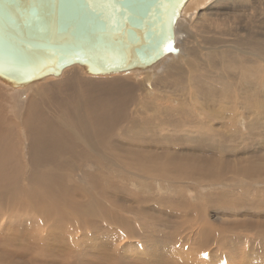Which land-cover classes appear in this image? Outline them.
<instances>
[{
	"label": "rangeland",
	"instance_id": "rangeland-1",
	"mask_svg": "<svg viewBox=\"0 0 264 264\" xmlns=\"http://www.w3.org/2000/svg\"><path fill=\"white\" fill-rule=\"evenodd\" d=\"M204 4L180 16L174 51L148 69L91 76L72 66L23 89L0 83V264H264V181L246 183L228 174L226 182L169 177L170 182L159 176L162 168L157 173L137 168L125 145L112 148L120 138L143 139L140 154L161 155L162 140L170 138L176 140L165 146L171 152L196 155L195 126L184 123L213 120L214 107L202 103L213 93L215 108L226 110L224 117L245 113L240 104L246 97L255 102L254 89L264 109V88L259 92L264 87V0ZM173 63L176 67H167ZM104 79L118 80L125 90H113ZM38 88L44 90L34 92ZM146 104L150 112L144 111ZM32 112L38 113L34 120H48L49 131L60 130V145L65 148L69 140L78 149L68 146L60 153L43 143L38 148L41 133L33 135ZM144 118L151 132L130 134L134 126L145 125ZM242 118L235 125L224 118L230 131L213 138L218 147L226 142L229 158L233 152L232 158L246 157L243 149L251 142L242 141L249 136V121ZM211 194L223 201H212ZM234 198L246 202L241 213L226 210ZM53 211L59 216L44 218Z\"/></svg>",
	"mask_w": 264,
	"mask_h": 264
},
{
	"label": "water",
	"instance_id": "water-1",
	"mask_svg": "<svg viewBox=\"0 0 264 264\" xmlns=\"http://www.w3.org/2000/svg\"><path fill=\"white\" fill-rule=\"evenodd\" d=\"M190 0H0V82L25 88L72 66L91 76L150 68Z\"/></svg>",
	"mask_w": 264,
	"mask_h": 264
},
{
	"label": "bare ground",
	"instance_id": "bare-ground-1",
	"mask_svg": "<svg viewBox=\"0 0 264 264\" xmlns=\"http://www.w3.org/2000/svg\"><path fill=\"white\" fill-rule=\"evenodd\" d=\"M212 1V0H211ZM205 2H207V0H190L184 7V9L182 10V15L185 16V14H187V12H190L191 8H199L201 7L202 5L201 4H204ZM221 3V2H220ZM196 5H201L199 7H197ZM205 5V4H204ZM233 8V7H232ZM190 10V11H189ZM194 10V9H193ZM203 17V15H202ZM180 18V17H179ZM182 18V17H181ZM178 21V20H177ZM177 23V22H176ZM176 26V25H175ZM221 32V31H220ZM219 35V34H218ZM183 40V39H182ZM181 40V41H182ZM185 47V46H184ZM206 48V47H205ZM230 49V48H229ZM174 53V52H173ZM172 54V53H171ZM210 56V55H209ZM226 60V59H225ZM211 62V61H210ZM218 62V61H217ZM216 62V63H217ZM223 64V63H222ZM226 63L223 64V66L226 68L225 66ZM173 65H175L174 63L171 65H168L167 67L168 68H171L173 67ZM179 65V64H178ZM221 65V64H220ZM176 67V65H175ZM174 67V68H175ZM222 67V65H221ZM228 68V67H227ZM230 69V68H229ZM172 70V69H171ZM188 71V70H187ZM233 71V69H232ZM244 71V70H243ZM161 72V71H160ZM240 75V74H239ZM225 76V75H224ZM244 76V74H243ZM262 76V75H261ZM75 78V77H74ZM71 79V78H70ZM76 79V78H75ZM77 80V79H76ZM105 80V79H104ZM262 80V79H261ZM68 81V80H67ZM179 81V80H178ZM69 83L71 82L68 81ZM77 82V81H76ZM172 82V81H171ZM212 82V81H211ZM243 82V81H242ZM2 83V82H0ZM102 83L104 84H107L109 85L110 87H112L113 90L115 91H118V90H125V87L118 81V80H105L103 81ZM257 83V82H256ZM262 83V81H261ZM3 84V83H2ZM79 84V83H78ZM77 84V85H78ZM120 84V85H119ZM214 84V83H213ZM224 84V83H223ZM4 85V84H3ZM32 85V84H31ZM54 85V84H53ZM68 85V84H67ZM73 85V81L70 83V87H72ZM76 85V86H77ZM99 85V84H98ZM106 85V86H107ZM225 85V84H224ZM257 85V84H256ZM259 85V84H258ZM263 85V84H262ZM6 86V85H4ZM75 86V85H74ZM160 86V85H159ZM218 86V85H217ZM7 88H10V89H20V88H11V87H8L6 86ZM50 87V86H49ZM54 87V86H53ZM65 87V86H64ZM108 87V86H107ZM109 87V89H110ZM224 87V86H223ZM229 87V86H228ZM69 88V87H67ZM105 87L103 86V89ZM127 88V87H126ZM226 88V87H225ZM236 88V87H235ZM264 87L262 86V88L260 87L259 89V92L261 89H263ZM23 89V88H21ZM43 89V88H42ZM52 89V87H51ZM58 89V88H56ZM98 89H101L100 87ZM243 89V88H242ZM39 90L41 91V88H38L37 90L35 89L34 92H38L39 93ZM44 90V89H43ZM42 90V91H43ZM50 91V89H48ZM66 90V88H65ZM193 90V88H192ZM41 91V92H42ZM53 91V90H52ZM190 91V90H189ZM233 91V90H232ZM243 91V90H242ZM245 91V90H244ZM106 92V91H105ZM104 92V93H105ZM193 92V91H192ZM195 92V91H194ZM200 92V91H199ZM218 92V91H217ZM44 93V92H43ZM196 93V92H195ZM195 93H192V94H195ZM216 93V92H215ZM17 94H20L21 93H17ZM16 94V96H17ZM40 94V93H39ZM214 94V93H213ZM210 95V98H207L206 100L205 99H202V103L204 104V106H206V103L208 105H210L211 108H215L216 107V99H215V94L214 95ZM235 94V93H233ZM243 94V93H242ZM247 94V93H246ZM19 95V96H20ZM15 96V97H16ZM45 96V94H44ZM195 96V95H194ZM244 96V95H243ZM246 96V95H245ZM252 98L254 97L255 98V102H252L249 97H246V99H244V102L240 104V108H243L245 113L242 111V113H239V114H236L234 112L232 113H228V115H226L224 117V114L226 112H222L224 109L222 107L221 110H219L218 108L212 110V112L214 111L215 114H213V120L211 121L209 116H207L203 121H201V124L200 123H197L195 121H192L189 120L188 118L186 119V123L185 124H192L195 126V130L192 132V133H195L197 135V141L198 142V145H199V151L200 152H195L196 155L194 153H191V152H187V153H179V155L177 154V152H171L173 151L172 148H166L165 146H167L166 144L167 143H173L172 145L176 144V140H169L166 139V140H162V154L161 155H156L153 153L152 150H146L147 153L146 154H140L141 151H139L137 149L138 146H140V144L142 143L143 144V139H141V141H138L137 137V141L136 143L134 142V140H131V142H126L125 138H120V139H117L115 140V143H113V150H119L121 147H123V145L126 146V150L127 152L129 153V156H130V159L132 158L133 161H136L137 162V168L138 167H147L146 169L148 170V173L149 171L150 172H153V173H157L161 170L162 168V173L159 175L160 177H163L162 179L166 180V181H173L172 179H170L169 177H174V181H178L179 179L180 180H187V179H191V180H194L196 181L198 184H201L202 181H204L205 183H215V182H226V181H229L227 179V175L228 174H232V175H236V176H239L241 177L242 179L239 180V181H243V182H246V183H249V182H254V181H264V109H262V102L260 101V99H258V92L256 91V89H254L252 92H251V95H250ZM207 97H208V94H207ZM218 97V96H217ZM228 97V95H227ZM237 97V96H236ZM132 98V97H131ZM223 98V97H222ZM79 99V98H78ZM196 99V98H195ZM199 99V98H198ZM228 100V99H227ZM226 100V101H227ZM112 101V100H111ZM224 101V100H223ZM196 102V101H195ZM230 102L231 101H228L227 104L230 105ZM145 103V102H144ZM177 103V102H176ZM201 103V102H200ZM201 103V104H202ZM237 103V102H236ZM112 104V103H111ZM120 104V103H119ZM143 104V102L141 103V105ZM195 104V103H194ZM193 104V105H194ZM17 105V103H16ZM190 105V103H189ZM237 105V104H236ZM103 106V105H101ZM197 106V105H196ZM137 107V106H135ZM157 107V106H156ZM208 107V106H207ZM209 107V108H210ZM141 108V107H140ZM146 108H150V106H147V104L144 106V111L145 110H148L149 109H146ZM232 108V107H231ZM75 109V108H74ZM201 109H203V107H201ZM233 109V108H232ZM236 110V108H235ZM133 111V110H132ZM204 111V110H203ZM77 112V111H76ZM150 112V111H149ZM148 112V113H149ZM175 112V110H174ZM184 112V111H183ZM206 112V111H205ZM237 112V111H235ZM172 113V112H171ZM204 113V112H203ZM238 113V112H237ZM93 114V112H92ZM201 114V113H200ZM207 115V113H205ZM38 113H34L33 112L31 113V117L33 118V135L35 134H39L41 133L42 135V138L41 135L38 136L39 139H38V148H40L41 144L43 143L45 147H48L49 150H59V152H63L64 149H66L68 146H71L73 147V149L75 148L78 149V147H76V144L74 142H66V145L65 148L63 145H60V135L58 134V132H60V130H56L55 131V128L54 130L49 131L48 127L47 126H50L48 124V120L44 122V118L43 117H40L38 118L39 120H42L41 122L39 121H35L34 120V116H37ZM137 115V114H136ZM141 115V114H140ZM190 116V115H189ZM202 116V115H201ZM199 116V117H201ZM212 116V114H211ZM238 116H241L243 117L242 120H245L247 119L249 121V123L247 124V131L249 132V136L246 137V138H243L242 141H247V138L250 139L251 142H249L248 146H246L243 150H244V154L246 157H239V158H232L233 156H235L234 153L236 152H233L232 155H229L230 158L227 156L230 152H228L229 148L226 147L225 143L226 142H221V145L216 146V144H214L213 142V138H215V136L219 137L222 133H224V131L227 129L225 127L226 126V123L231 125L232 122H234V125L236 123V121L238 120ZM149 117V116H148ZM151 118V117H150ZM224 118H226L225 122H224ZM227 119H229V123L227 121ZM153 120V119H152ZM210 120L209 125L207 123V121ZM232 120V121H231ZM143 121H146V118H144ZM217 121L219 124L218 127L215 128V125L213 124V122ZM32 122V121H31ZM239 120L237 121V124H238ZM44 124L46 126L43 127L41 124ZM26 125H28L27 123H25ZM50 124H51V121H50ZM165 124L166 125H169L170 122L169 121H165ZM55 126V125H53ZM207 126H208V130L207 131ZM56 128H58L59 126H55ZM132 127H133V124H132ZM131 127V128H132ZM157 127H160V129L162 128V122L159 121ZM174 127H176L174 125ZM231 127V126H230ZM189 129V128H188ZM236 129V128H235ZM229 130V129H228ZM228 130H226L225 134L228 133ZM234 130V129H233ZM230 131V130H229ZM151 132V130L149 129L148 125H147V121L145 122V125H139V126H134L133 129L130 131V134H133L135 135V133H138L139 136L143 133H149ZM32 133V132H31ZM235 133V132H234ZM171 134V133H170ZM123 135L125 136H128V129H125L123 130ZM132 135V136H133ZM137 135V134H136ZM131 136V135H129ZM179 136V135H178ZM37 137V138H38ZM223 137V136H222ZM60 138V139H59ZM129 138V137H127ZM133 138V137H132ZM173 138V137H172ZM183 138V137H182ZM226 139V136L224 137ZM32 139V138H31ZM42 139V140H41ZM134 139V138H133ZM240 139V138H239ZM72 140V139H71ZM184 140V139H183ZM188 140V139H187ZM194 140V139H193ZM62 141V140H61ZM189 141V140H188ZM232 141H235V136H232V137H229L227 139V142L230 144V142ZM37 142V141H36ZM193 142V141H192ZM56 146H55V144ZM145 143V142H144ZM218 143V142H217ZM220 143V142H219ZM236 143V142H235ZM37 144V143H35ZM183 144H187V143H183ZM78 145V144H77ZM178 145V144H177ZM171 146V145H170ZM135 148V152L134 154L131 153V149L130 148ZM153 147V146H152ZM175 147V146H174ZM173 147V148H174ZM177 147V146H176ZM183 147V146H182ZM189 146H187L188 148ZM191 147V146H190ZM189 147V148H190ZM255 149L254 151L252 149ZM234 149H237L234 147ZM240 149V148H239ZM256 149L258 150V152H256ZM74 150V151H75ZM142 150V149H141ZM196 150V149H195ZM194 150V151H195ZM247 150V151H245ZM192 151V152H194ZM260 151H263V153H261ZM202 152H204V157L202 156ZM207 152H211L213 153V155L211 156V154L207 153ZM219 152L222 154H224L226 156V158H224V155L220 157V154ZM228 152V154H227ZM248 152H253L252 153V156L249 157L247 156L246 154ZM52 153V152H51ZM58 153V152H57ZM56 153V154H57ZM127 154V153H125ZM216 154V155H215ZM231 154V153H230ZM256 155H258L259 157H256ZM149 159L150 161L153 163V166L152 165H149ZM147 163V165H146ZM156 165H159L160 167H156ZM133 166V165H131ZM137 168H134V169H137ZM137 170H140V169H137ZM136 172V171H135ZM147 174V173H146ZM178 179V180H177ZM182 182V181H181ZM178 184V183H177ZM211 192V191H210ZM223 194V193H221ZM230 194V193H229ZM67 197V195H66ZM181 197V196H179ZM207 197V196H206ZM209 198L212 200V201H217L218 199H221V198H216V199H213L215 197H213V195H209ZM227 199V198H226ZM210 200V201H211ZM225 200V199H224ZM220 201H223V199H221ZM228 203V202H227ZM246 202L243 201L242 203H240V200L239 199H229V203L226 207V210H231V211H235V212H239L241 213V210L245 208ZM213 204V203H212ZM219 203H216V205H218ZM221 204V203H220ZM174 205V204H172ZM65 206V205H64ZM229 206H230V209H229ZM249 209V208H248ZM245 210V209H244ZM74 211V210H73ZM243 211V210H242ZM52 213V212H51ZM49 212L45 213L44 214V218H48V217H51V216H54V215H58V213H55L53 211V213L51 214ZM232 213V212H230ZM245 213V212H244ZM234 214V213H233ZM238 214V213H235L234 216ZM72 217V216H71ZM262 221V220H261ZM24 226V224H23ZM130 226V225H129ZM27 227V226H26ZM28 228V227H27ZM108 228V227H107ZM134 228V227H133ZM10 229V227H9ZM8 229V230H9ZM14 229V228H13ZM17 231V230H16ZM130 232V231H129ZM32 234V233H31ZM33 235V234H32ZM72 237V236H71ZM37 239V238H36ZM74 239V238H73ZM125 238H123L124 240ZM129 239V238H128ZM122 240V239H121ZM3 241V239H2ZM8 242V241H7ZM74 242V241H73ZM10 244V243H9ZM73 244V243H72ZM1 245V244H0ZM29 245V243H28ZM42 245V244H41ZM30 246V245H29ZM39 246V245H38ZM31 247V246H30ZM43 248V247H42ZM40 249V248H39ZM25 250V249H23ZM44 250V248H43ZM41 251V249H40ZM243 251V250H242ZM1 252V251H0ZM26 252V251H25ZM43 252V251H42ZM1 255V254H0ZM5 255V254H4ZM41 255V253H40ZM3 256V255H2ZM10 256V255H9ZM14 256V255H13ZM133 256V255H132ZM20 257V256H19ZM18 257V258H19ZM7 258V257H6ZM10 258V257H9ZM14 258V257H13ZM36 260V258H33ZM47 259V258H46ZM45 259V260H46ZM12 260V259H11ZM42 260V259H41ZM8 261V260H7ZM17 263V262H16ZM15 264V263H14Z\"/></svg>",
	"mask_w": 264,
	"mask_h": 264
},
{
	"label": "snow or ice",
	"instance_id": "snow-or-ice-1",
	"mask_svg": "<svg viewBox=\"0 0 264 264\" xmlns=\"http://www.w3.org/2000/svg\"><path fill=\"white\" fill-rule=\"evenodd\" d=\"M58 2V0H53V3L55 4V3H57ZM92 2V0H85V6L87 7V6H89V4ZM103 2L104 3H106V4H113L114 3V0H103ZM169 51H174V49H171V48H169ZM208 254L207 253H205V256H207Z\"/></svg>",
	"mask_w": 264,
	"mask_h": 264
}]
</instances>
